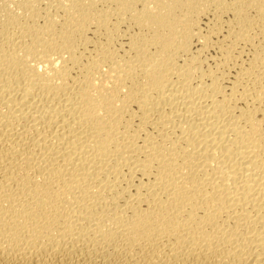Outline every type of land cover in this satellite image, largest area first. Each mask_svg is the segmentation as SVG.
I'll return each mask as SVG.
<instances>
[{
	"label": "bare ground",
	"instance_id": "1",
	"mask_svg": "<svg viewBox=\"0 0 264 264\" xmlns=\"http://www.w3.org/2000/svg\"><path fill=\"white\" fill-rule=\"evenodd\" d=\"M0 264H264V0H0Z\"/></svg>",
	"mask_w": 264,
	"mask_h": 264
}]
</instances>
